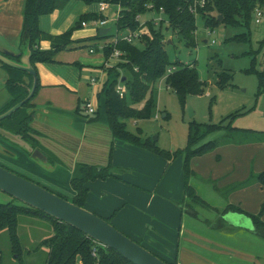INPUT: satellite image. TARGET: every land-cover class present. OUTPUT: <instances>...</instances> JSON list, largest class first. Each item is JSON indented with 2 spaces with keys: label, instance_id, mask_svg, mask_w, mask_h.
<instances>
[{
  "label": "crops",
  "instance_id": "0c3cea01",
  "mask_svg": "<svg viewBox=\"0 0 264 264\" xmlns=\"http://www.w3.org/2000/svg\"><path fill=\"white\" fill-rule=\"evenodd\" d=\"M24 3L25 0H0V46L14 53H17L20 47L19 38L22 30ZM97 12V5L87 6L78 1H71L62 10L39 18L38 25L44 34L57 36L72 31L71 43L55 55L53 63L35 65L40 86L32 99L33 107L30 112L33 116L32 125L39 134L35 136L38 141V150L40 151L41 148L45 151V153L40 151L45 160H39L41 163H36L35 160L26 159V156L15 154V147L4 142L1 145L0 142V146L11 153L10 157L3 153L4 157H9L10 160L19 157L20 160L16 162L27 161L29 163L31 161L32 166L42 173L51 175L53 186L59 182L65 184V180L70 182L72 171L79 163L72 159L71 163L63 164L59 161H53L54 164L44 166L48 165L47 158H50L49 154L54 151L52 144H55L59 138L66 142L69 140L83 142L86 138L83 134L86 125H94L99 122V118L97 122H89L91 117L86 115L85 105L87 103L92 105L91 99L94 98L95 94L98 98L107 81V60L102 48L105 44L110 43L112 38L96 39L100 29H95L97 32L96 36L93 37L94 32L87 30L93 27V20L84 21L82 19L84 16L98 15ZM151 16V14H147L143 18L146 19ZM82 23H86V26H82ZM106 25L101 29H109ZM39 47L41 50H49L51 43L48 40H42ZM84 48H88L90 57L83 52H75ZM86 86L93 89V94H88V98H86ZM77 109L79 113L76 112ZM110 137L111 134L108 129V134H106L99 152L95 151V142H88L90 143L87 145L88 148L96 157L98 155L100 158L98 161H94L96 158H91V161L80 163L105 167L109 163V152L112 148V168L122 167L130 170V172L116 174L111 171L115 178L88 183L86 210L102 218H110L115 213L110 221V223H117L115 228L170 264H182L178 255L180 258L186 256L189 258V254L199 258L198 260L196 257L194 260L191 259L190 264H233V262L264 264V246L261 247L263 251L261 252L259 244L253 241H248L252 244H240L239 242L235 244L228 240H225L226 243H219L205 237H199V240L192 239V243L188 242L191 250H178L180 237L183 236V215H187L184 213L181 216L180 208L177 205L182 200L184 189L183 157L169 162L146 150L118 140H112ZM107 142L110 143L109 148ZM255 144L260 146L259 144L262 145L263 143L221 146L206 155L193 158L190 165L194 174L190 179V185H192L191 180L194 182L197 178L196 180L202 183L211 184L214 191L224 198L225 193L228 192L229 199L233 194L232 192L236 190L235 187L247 180L250 173H253L251 170L253 167L250 170L248 168L247 171L246 154L248 152L246 151L250 149L249 147L256 146ZM215 151L219 153L217 158L211 159L210 157L208 160H204L207 158L203 157ZM223 153H233L235 157H240L242 162L246 161V163H240V160L237 162V165L241 164L238 175L230 177L229 170L234 172L231 167L234 161L233 156L224 160L225 169L217 167L222 160ZM212 164L215 167L210 168V172H205V166ZM262 168L259 167V170L257 169L258 171L255 172H264V167ZM253 185L257 186L258 184H252L249 187ZM192 187L194 188L193 185ZM194 190L196 191L195 188ZM228 204L227 201L222 212ZM208 206L207 209L214 213L218 212L216 207ZM249 208L250 210H241L248 214L257 212V210L253 211L252 206ZM229 214L237 213H225L221 215V218L218 217L219 214L216 215L218 222L223 221L217 224V228H221L223 233L244 231L251 237L249 240L258 241V238L264 240L255 233L253 224L248 217L243 215L248 219L247 226L238 227L224 221L223 218ZM221 259L223 263H218V260Z\"/></svg>",
  "mask_w": 264,
  "mask_h": 264
},
{
  "label": "trees",
  "instance_id": "16d2710c",
  "mask_svg": "<svg viewBox=\"0 0 264 264\" xmlns=\"http://www.w3.org/2000/svg\"><path fill=\"white\" fill-rule=\"evenodd\" d=\"M71 1H78L87 6L105 2L110 7L119 8V16L115 24V30L118 33L128 29L137 30L139 23L135 19L138 15L144 17L149 13L146 9L147 5L152 4L156 13L159 12V9H163L166 23L161 22L158 26H155L151 21L146 22L145 30L148 32L147 36H142L132 44L119 41L116 44L110 42L103 46L102 52L106 60L110 59L114 50H118L121 53V56L118 58L120 64L117 65V69L124 70L125 74L120 76L115 71L113 79L108 80L104 84L101 95L104 97L107 127L112 140H118L133 147L146 150L169 162L183 157L182 172L184 189L182 200L177 205L180 208L181 216L185 213L196 217V212L192 213L193 205L209 206L197 195L189 183L194 174L190 165L191 160L195 157L206 155L221 146L264 143V135L263 133L260 135V133L250 130L233 128L230 124L223 126L222 124L202 125L192 123L188 129L186 147L170 152L158 148L151 140L142 139L140 136L133 135L127 131V120L138 121L153 117L156 108L155 86L162 78H164L166 87L174 91L179 102L182 104H184L187 96H199L203 93L204 83L199 80L195 66L180 65L176 68L174 63L170 61L166 51L168 40L165 38L164 30H168V28L171 34L176 36L185 47L190 49L196 47V20L187 12L186 5L188 0H25L19 42L21 46L27 40L29 41L31 51L30 63L34 70L36 64L53 63L55 55L71 43L72 35V31L57 36L42 33L38 25L39 18L62 10ZM206 1V7L200 11L199 18L204 20L207 28L211 29L217 27L219 23L237 26L240 21L248 25L249 21L253 19V12L256 8L264 11V0ZM219 17L222 20H219ZM82 19L84 21L89 19L94 21L105 19V17L101 14H94L84 16ZM109 37V33L104 36L98 34L96 39H109ZM113 37L111 36V38ZM42 40L50 41L51 48L49 50L40 49L39 44ZM171 41L173 43L172 39ZM14 60L18 61L17 58ZM0 68L7 75L4 87L9 96L8 103L1 108V115L27 97L28 89L31 88L33 83V77L24 71L11 68L1 62ZM229 79L230 76L228 74H223L220 78L219 86H225ZM258 79L260 86L264 88V74H258ZM118 85H123L126 89L123 97H120L117 93ZM39 86L36 74V89L34 95ZM34 95L10 117L0 121V128L21 136L34 149H38V141L34 138V135H37V133L30 126L33 122V116L30 110L33 107L31 102ZM139 105L141 106L139 107ZM76 112L79 113V110L77 109ZM97 121L98 117L89 120V122ZM218 133L220 134L219 137L208 139L209 136ZM0 138L2 137L0 136ZM3 151H5V154H11L7 150ZM111 159L112 148H110L109 152V163L105 167H97L84 163L77 164L72 171L70 179V186L74 191V197L68 201L78 207L85 208L88 198L87 184L98 180L105 181L108 178H115L111 172ZM47 162L48 164H54L49 157L47 158ZM0 167L17 174L2 164H0ZM23 178L27 179L26 177ZM252 184H258L264 187V172L258 174L250 173L248 179L237 185L235 189L246 188ZM47 190L54 193L49 189ZM60 197L65 199L62 196ZM228 212L248 217L253 224L255 233L259 237L264 238V222L261 221V215L264 213V205L257 215L248 214L230 204L226 206L222 214ZM30 213L42 215L50 222L54 230V235L49 240H43L41 242V245L49 248L45 264H77V261L80 264H132L116 251L99 245L75 228L59 222L42 212L29 207L0 204V232L4 230L8 232L10 241L16 252L21 249L17 235L18 219L21 215ZM114 215L115 213L110 218L103 219L110 223ZM137 244L141 245L140 243ZM94 249L96 250L95 256L92 255Z\"/></svg>",
  "mask_w": 264,
  "mask_h": 264
},
{
  "label": "rangeland",
  "instance_id": "374dc122",
  "mask_svg": "<svg viewBox=\"0 0 264 264\" xmlns=\"http://www.w3.org/2000/svg\"><path fill=\"white\" fill-rule=\"evenodd\" d=\"M104 17L108 21L106 26L110 29L109 38H111V36L116 37L117 34H120V32L118 33L115 30L118 17L116 8L111 7L108 9L104 13ZM195 25L196 47L193 49L185 47L176 36L171 34L169 28L168 30H164V35L167 40H173V43L166 45V51L170 61L174 63V66L176 68L180 65L195 66L199 80L204 83L202 95L187 96L184 104H182L179 102L174 91L166 87L164 78H162L155 86L156 108L153 117L138 121L127 120V131L133 135L140 136L142 139L151 140L158 148L170 152L186 147L188 129L192 123L202 125L222 124L223 126L230 124L233 128L250 130L260 133V135L263 133L264 135V88L260 86L258 79V74H264V20L261 24H256L254 19H252V21H249L248 25L239 21L237 26L219 23L217 27L211 29L205 26L204 20L197 17ZM95 29V27L87 29L88 31L94 32L93 37L96 36L97 31ZM75 52H83L90 57L88 48L78 49ZM118 64H120L119 59H115L112 56L107 60V81L113 79L115 71L118 72L120 76L125 74L124 70L117 69ZM223 74H228L230 79L225 86L221 87L219 86V81ZM87 76L89 77V75ZM6 78V73L0 68V111L9 101V96L4 87ZM85 88L86 98H88V94H93V89H89L87 86ZM91 100L97 114L90 115L89 117H91V119L98 117L99 122L94 125H86L83 133L86 137L83 141L84 143L79 140H69L66 142L59 138L55 144H52L54 145V151L52 154H49L52 161H59L63 164H67L71 163L72 159L76 163H80L91 161L95 158L96 160L94 161H98V158H100L98 155L96 157L87 145L90 144L88 142H95V151L99 152L105 141L106 134H108L104 97L100 94L97 98L95 94L94 98ZM140 106L141 105H139V107ZM30 126L36 131L34 125L31 124ZM36 133L37 135H34V138L39 135L38 131H36ZM219 136V133L213 134L209 136L208 139H215ZM0 140L1 145L4 142L5 144L15 147V154H21L22 156H26V159L29 158L35 160L36 163H41L39 160L33 158L31 155L5 139L0 138ZM108 145H110V143L107 142V147L109 148ZM259 145L260 146H251L249 147L250 149H247V163L246 161L242 162L240 157H235L233 153H223L221 156L222 160L217 167L225 169L224 160L229 156H233L234 161L231 167L234 172L229 170L230 177L240 173L239 167L241 164L237 165L239 160L240 163H246L248 165L247 171L248 168L250 170L253 167L251 170L254 174L261 173L255 172L259 170V167L261 169L264 167V143ZM2 147L0 146V164L6 165L5 167L8 169L40 184L65 199L72 200L74 191L70 186L69 180H65V184L59 182L56 183V186H53L51 184L53 181H51L52 177L50 174L47 175L42 173L39 169L32 166L33 163H31V161L29 163L27 161L16 162L20 160L19 157L16 158L17 160L14 158V160H10V154L8 153H6V156L9 157H4L5 151H3L4 149H2ZM40 151L45 153L41 148ZM217 155H219V153L215 151L203 158H207L204 160H208L210 157L213 159L217 158ZM44 166L47 167L50 165ZM214 167L215 165L213 164L211 166H205L204 171L210 172V168L213 169ZM112 171L116 174L130 172V170L122 167L112 168ZM196 179L194 182L191 180V184L196 189L197 194L206 201L208 205L216 207L218 212L214 213L210 209H207V207L201 205H193L192 213L196 212L197 216L193 217L190 214L183 215V236L180 237V242L177 247L178 250H191L188 242L192 243V239L199 240V237H205L219 243H226L225 240L233 241L235 244L238 242L240 244H247L249 243L248 241L257 242L261 249L260 251L263 252L261 247L264 246V240L258 237V241L249 240L251 237L244 231H231L227 234L223 233L221 228H217V224L223 221L218 222L216 215L219 214L218 217L221 218L222 208L227 204V201L230 205L239 209L250 210L249 206H252L253 211L257 210L255 215L259 214L261 207L264 205V187L253 185L252 187L244 189H236L228 199V192L225 193L224 198L214 191L211 184L202 183ZM0 204H11L27 208V206L21 202L1 191ZM18 220L17 235L21 249L16 252L10 241L8 232L6 230L1 231L0 264H45L49 248L45 245H41V242L43 240H49L54 235L52 225L42 215L33 213L21 215ZM261 221L264 222V213L261 215ZM110 224L114 228L117 227L116 222ZM117 230L120 231L119 229ZM146 247L148 248V246ZM195 257L189 254V258H187V256L180 258V255H178L182 264H190L191 259L194 260ZM198 259L199 258L196 257V260ZM218 263H223L222 259L218 260ZM77 264H80L79 261H77ZM233 264H238V262H233ZM239 264L244 263L239 262Z\"/></svg>",
  "mask_w": 264,
  "mask_h": 264
},
{
  "label": "water",
  "instance_id": "95a60500",
  "mask_svg": "<svg viewBox=\"0 0 264 264\" xmlns=\"http://www.w3.org/2000/svg\"><path fill=\"white\" fill-rule=\"evenodd\" d=\"M219 20H222V18L219 17ZM109 31V29H100L99 35L104 36L108 34ZM171 43V40L167 41V44ZM29 45L30 43L27 40L19 47L17 53L0 46L1 63L11 68L24 71L33 77V83L31 88L28 89L27 97L1 114L0 121L10 117L34 95L36 89V72L30 63L31 51ZM13 58H17L18 61ZM0 136L9 143L19 147L33 158L45 160L43 154L24 141L21 136L15 135L3 128H0ZM0 191L31 209L42 212L59 222L75 228L99 245L116 251L132 264H168L118 231L103 218L85 208L76 206L72 202L48 191L39 184L25 179L3 167H0ZM224 220L238 227H246L248 222V219L239 214L226 215Z\"/></svg>",
  "mask_w": 264,
  "mask_h": 264
},
{
  "label": "built area",
  "instance_id": "2783aa9c",
  "mask_svg": "<svg viewBox=\"0 0 264 264\" xmlns=\"http://www.w3.org/2000/svg\"><path fill=\"white\" fill-rule=\"evenodd\" d=\"M207 1L206 0H188L186 8L187 12L191 14L195 20L200 15V11L203 10L206 7ZM98 7V13L104 16V13L110 9V6L108 3L101 2L97 5ZM148 14H151L152 16L150 18L143 19V16L138 15L136 17V22L139 23V27L137 30H126L124 32H120V34H117V36L113 37L111 40V43L116 44L119 41H124L129 44L135 43L138 41L142 36H147L148 32L145 30L146 22L151 21L153 25L158 26L161 22L166 23V18L164 16L163 9H159V12L156 13L153 9L152 4H149L146 6ZM119 8H117V16H119ZM118 18V17H117ZM143 19V21H142ZM253 19L256 24H261L264 20V11L260 8H256L253 12ZM108 21L106 19H98L92 21L93 27L96 28V30L101 29L104 27ZM82 26H86V23H82ZM121 56V53L118 50H114L112 57L115 59H118ZM126 89L123 85L117 86V93L120 97H123L125 94ZM85 113L87 115H94L96 113L95 109L90 103H87L85 105ZM96 250L94 249L92 251V255L95 256Z\"/></svg>",
  "mask_w": 264,
  "mask_h": 264
}]
</instances>
